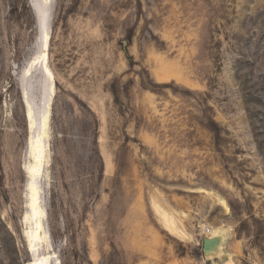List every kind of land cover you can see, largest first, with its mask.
<instances>
[{"label": "rangeland", "instance_id": "1", "mask_svg": "<svg viewBox=\"0 0 264 264\" xmlns=\"http://www.w3.org/2000/svg\"><path fill=\"white\" fill-rule=\"evenodd\" d=\"M32 3L0 0V264L32 259L20 87ZM49 65V264H264V0H53ZM218 223L226 255L208 258L204 225Z\"/></svg>", "mask_w": 264, "mask_h": 264}, {"label": "bare ground", "instance_id": "2", "mask_svg": "<svg viewBox=\"0 0 264 264\" xmlns=\"http://www.w3.org/2000/svg\"><path fill=\"white\" fill-rule=\"evenodd\" d=\"M31 7L36 16L38 30L36 48L20 72V87L25 100L26 118L30 133L28 138L30 161L24 167V171L28 176L26 187L27 205L22 223L26 225L24 237L27 240L28 250L32 257L30 264H49L50 259L56 256V252L51 249L40 251V245L45 241L47 232L45 228L46 211L40 200L42 196L39 190L41 182H39V177L41 178V173H43L42 171L48 160L46 150L49 146V122L56 94L55 76L49 65L53 0H33ZM41 23H43V26ZM34 86H38L41 91L39 103L34 100L33 95L30 93V89ZM46 137L47 141L45 140ZM200 191L228 212L229 208L225 200L217 196L215 192L206 188H200ZM159 201L156 198L153 199L155 208L158 212H161L164 205ZM168 225L178 237L187 240L192 239V235L176 218L169 220ZM208 227H210V232H208L207 237L218 238V244L213 251L206 253V256L214 258L224 254L225 258L224 245L231 233V228L224 223H218L214 228L204 225V231H207Z\"/></svg>", "mask_w": 264, "mask_h": 264}, {"label": "water", "instance_id": "3", "mask_svg": "<svg viewBox=\"0 0 264 264\" xmlns=\"http://www.w3.org/2000/svg\"><path fill=\"white\" fill-rule=\"evenodd\" d=\"M43 26V23H41ZM218 244V238H211V237H205L203 239V249L205 253H208L210 251H213Z\"/></svg>", "mask_w": 264, "mask_h": 264}, {"label": "built area", "instance_id": "4", "mask_svg": "<svg viewBox=\"0 0 264 264\" xmlns=\"http://www.w3.org/2000/svg\"><path fill=\"white\" fill-rule=\"evenodd\" d=\"M206 230H207V231H204V233H205L206 235H208V232H210V227H208Z\"/></svg>", "mask_w": 264, "mask_h": 264}]
</instances>
